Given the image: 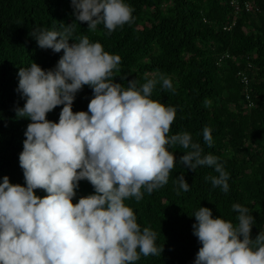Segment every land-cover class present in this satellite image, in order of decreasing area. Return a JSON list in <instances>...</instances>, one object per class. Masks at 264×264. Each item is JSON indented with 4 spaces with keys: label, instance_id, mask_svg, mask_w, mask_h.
Instances as JSON below:
<instances>
[{
    "label": "clouds",
    "instance_id": "1",
    "mask_svg": "<svg viewBox=\"0 0 264 264\" xmlns=\"http://www.w3.org/2000/svg\"><path fill=\"white\" fill-rule=\"evenodd\" d=\"M76 20L98 24L111 32L134 19L128 0H70ZM30 34L41 48L62 51L55 65L42 68L31 61L19 67L16 91L23 98L15 107L27 117L18 163L25 183L0 177V264H132L140 255H159L156 232L138 223L126 198H142L165 184L174 160L188 169L211 166L206 175L213 187L229 190L228 171L220 157L205 152L188 131L169 134L176 108L153 99L156 79L137 86L114 80L120 56L105 50L88 35L73 39L72 22L59 28L34 25ZM164 88L172 80L159 74ZM88 85L92 94L87 110H72L75 94ZM58 120L46 118L54 106ZM212 129L205 124L202 138L211 145ZM187 149L174 157L171 146ZM86 179L93 191L79 195L78 182ZM174 183L190 185L183 173ZM46 193L39 196L34 189ZM178 189V190H179ZM236 220L213 216L200 206L191 230L200 243L192 264H264V231L250 233L255 218L249 208L232 202Z\"/></svg>",
    "mask_w": 264,
    "mask_h": 264
},
{
    "label": "trees",
    "instance_id": "2",
    "mask_svg": "<svg viewBox=\"0 0 264 264\" xmlns=\"http://www.w3.org/2000/svg\"><path fill=\"white\" fill-rule=\"evenodd\" d=\"M231 0H128L133 7L131 22L111 32L98 24L88 29L87 21L76 20L70 0H0V177L24 184L18 153L29 122L18 117L16 106L23 98L15 90L17 71L31 61L51 68L63 50L41 48L30 34L34 25L59 28L72 22L73 39L88 35L105 50L120 56L113 79L137 86L156 79L153 99L174 105L176 114L169 134L188 131L205 152L220 157L228 171L229 190L213 187L206 175H215L208 165L188 169L174 160L168 181L151 192L142 188V198H126L138 223L156 232L160 254H141L132 264H192L200 243L191 230L194 211L209 207L212 215L236 220L232 202L247 206L255 218L250 233L264 231V0H239L235 13ZM250 1L252 7L242 5ZM172 80L171 89L161 85L159 74ZM245 74V86L240 74ZM92 91L82 86L75 94L72 110H87ZM62 105L46 113L58 120ZM211 127L213 143L203 141L202 128ZM178 158L187 149L171 146ZM183 173L190 185L179 189L174 183ZM77 196L93 191L86 179L78 182ZM179 189V190H178ZM34 193L43 196L41 188Z\"/></svg>",
    "mask_w": 264,
    "mask_h": 264
},
{
    "label": "built area",
    "instance_id": "3",
    "mask_svg": "<svg viewBox=\"0 0 264 264\" xmlns=\"http://www.w3.org/2000/svg\"><path fill=\"white\" fill-rule=\"evenodd\" d=\"M230 3L232 5L235 13L237 14V12L240 10L239 0H231ZM242 5L244 6L245 10H249L252 7V3L250 1H245ZM240 77H241L242 82L246 86L248 84V78L243 73L240 74Z\"/></svg>",
    "mask_w": 264,
    "mask_h": 264
}]
</instances>
